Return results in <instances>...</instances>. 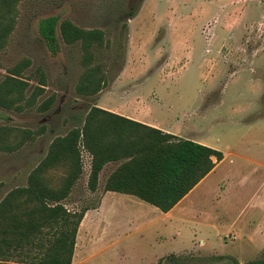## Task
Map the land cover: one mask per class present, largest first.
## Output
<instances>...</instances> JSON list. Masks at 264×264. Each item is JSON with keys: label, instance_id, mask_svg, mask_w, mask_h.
<instances>
[{"label": "rangeland", "instance_id": "1", "mask_svg": "<svg viewBox=\"0 0 264 264\" xmlns=\"http://www.w3.org/2000/svg\"><path fill=\"white\" fill-rule=\"evenodd\" d=\"M7 3L0 0V200L25 184L50 142L79 127L92 105L144 96L160 101L153 110L165 125L200 138L223 158L184 200L182 220L163 225L162 213L141 201L152 215L126 236L113 235L128 210L105 203L100 215L112 222L111 241L95 249L89 217L96 232L92 210L102 190L87 189L89 154L79 147L81 174L62 201L69 211L84 209L70 264H264V0ZM49 17L56 19L52 50L39 32ZM62 20L102 31L86 61L79 40L61 39ZM170 22L178 28L170 31ZM91 66L99 91L81 94L76 86ZM65 173L60 160L42 177L55 188ZM189 245L193 250L168 254Z\"/></svg>", "mask_w": 264, "mask_h": 264}, {"label": "trees", "instance_id": "2", "mask_svg": "<svg viewBox=\"0 0 264 264\" xmlns=\"http://www.w3.org/2000/svg\"><path fill=\"white\" fill-rule=\"evenodd\" d=\"M8 5V0H2ZM129 10L127 17H132ZM55 17L41 21L39 32L52 50ZM64 43L77 40L84 50L83 60L90 57L89 47L100 44L102 31L81 29L68 20L58 24ZM96 68L83 71L76 86L81 94L99 91ZM106 113L92 105L79 127L55 137L46 154L28 172L26 182L9 190L0 200V264H69L75 234L84 209L69 211L63 200L81 174V147L90 156L86 186L94 191L97 174L109 160L124 158L109 175L105 190L132 194L162 212L168 211L214 164L222 153L200 143L161 133L136 121ZM65 161L66 173L53 188L44 182L46 168ZM86 210V209H85ZM261 259L248 264H260Z\"/></svg>", "mask_w": 264, "mask_h": 264}, {"label": "crops", "instance_id": "3", "mask_svg": "<svg viewBox=\"0 0 264 264\" xmlns=\"http://www.w3.org/2000/svg\"><path fill=\"white\" fill-rule=\"evenodd\" d=\"M135 17H136V15L133 16L131 18V20L135 19ZM172 22L169 23L170 31L171 30L174 31L178 28L175 25H173ZM162 40H163V38H162ZM178 43H179L178 40L175 41L173 43V47L176 46ZM145 98L146 97H144V96H140L139 100L135 99V100H133V102L129 101L127 103H124L123 105H117L116 104L114 106H111V105H108V106L107 105L106 106L95 105V106L106 112V113H100L99 118H105L106 120H109V118H110L109 114L117 115V116H120V117H123L126 119L136 121V122L141 123L143 125L158 129L161 133H168V134H171L177 138L188 139V140L200 143L202 145L211 147L208 144H206L203 140H201L200 138H189L188 134L182 133L179 129L175 128L176 126H174V125H171V124L165 125L159 118L156 117L157 112L153 110V107H155L156 104L160 103V101L157 100L154 102H150V101H147ZM211 148H214V147H211ZM214 149H216V148H214ZM222 158H223V154H222ZM122 161H124V158L106 161L101 166V168L97 174V182H96L95 189L100 187L102 190V193H101V197H100V200H99L97 207L93 208V210H92L95 212V216L99 217V226H98L96 232H94V223H93V220L95 217H94V215H91L89 217V219H90L89 231L91 232L90 237L92 238V241L94 240V238H95V240L97 239L95 241L96 243L92 242L90 246H92V248H95V249L101 243L103 244L105 242L111 241L110 235H106V227L110 226L112 224V222H111L109 217L108 218L106 217L105 220L103 221V217H102V215H100V212H102V210L104 209L105 203H108V205L111 208H114V206L117 205L122 210H128V212L125 213L124 218L121 221V224L118 227H115L113 229V231H112L113 235L126 236L131 231L130 230L131 227H135L137 224H141L142 220L144 219V216L152 215V213H153V211H151L152 213L148 212L149 210L145 207V205H143V203H141V201H143V200L139 199L138 197H136L132 194L120 192V191H113V190H105L104 189V184H105L106 179L118 167V165ZM219 161H217L214 164L213 168L209 172H207L168 211L162 212L159 210V212L162 213V216L165 217L164 220H162L163 225H166L171 219L182 220V215H185L183 210H186V207L183 205V204H185L184 200L205 178H207V176L209 174H211L215 170L216 165ZM89 162H90V156H89ZM88 170H89V168H88ZM131 210H132V212H131ZM83 219L84 218H81L79 225L82 223ZM114 224H116V223L114 222ZM79 225H78V227H79ZM260 234L263 236L260 241L264 242V232L262 229L260 230ZM154 236H155L154 239L161 237L157 233H155ZM166 237H169V236H164L163 239H165ZM96 244H97V247L94 246ZM73 250L75 251V247H73ZM190 250H193L192 245L177 246V247L173 248L171 250V252H168V254H177L179 252H188ZM72 255H73V253H72ZM164 255H167V254H164ZM164 255H162V256H164ZM162 256H160V257H162ZM160 257H157L155 259V261Z\"/></svg>", "mask_w": 264, "mask_h": 264}]
</instances>
